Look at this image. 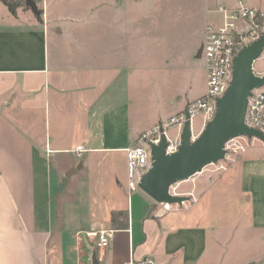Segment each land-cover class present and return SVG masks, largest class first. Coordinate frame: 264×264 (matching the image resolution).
I'll use <instances>...</instances> for the list:
<instances>
[{"label":"crops","instance_id":"1","mask_svg":"<svg viewBox=\"0 0 264 264\" xmlns=\"http://www.w3.org/2000/svg\"><path fill=\"white\" fill-rule=\"evenodd\" d=\"M248 1L264 8L257 0ZM218 2L234 6L237 0ZM70 4L82 12L51 17L50 3L42 0L43 15L28 5L14 15L0 0V264H144L146 258L207 264L216 251L209 240L213 233L219 239L222 230L192 216L209 190L205 178L192 189L199 192L196 204L168 213L155 210L156 202L147 194L131 199L133 192L116 176L104 190L109 205L96 217L90 206L83 216L81 201L90 196L79 194L81 183L77 194L75 187V176L94 169L97 155L108 154L110 165L111 154L125 155L142 132L205 94L207 80L201 94L169 95L151 78L157 90L151 95L155 117L142 124L132 116L142 98L131 100L130 86H139L145 70L163 72L175 58L169 42L176 32V6L152 0ZM183 6L187 10L178 15L195 54L204 43L209 16L207 8L200 12L194 2ZM168 107L173 108L166 111ZM252 148L235 163L243 167L242 191L250 193L252 227L263 231L260 255L264 153ZM113 211L128 212L126 228L113 227ZM101 227L113 229V235L94 260L90 243L97 237L88 232Z\"/></svg>","mask_w":264,"mask_h":264},{"label":"rangeland","instance_id":"2","mask_svg":"<svg viewBox=\"0 0 264 264\" xmlns=\"http://www.w3.org/2000/svg\"><path fill=\"white\" fill-rule=\"evenodd\" d=\"M40 9V3L42 0H35ZM50 3V9L52 11L51 17L58 16H72L76 13L82 12V10H73L71 8V0H47ZM153 2H163L169 1L170 4L176 6L175 10L177 13V23L176 32L173 37L170 38L169 51L173 53L175 58L170 66L163 70V72H144V80L138 83L139 86L135 87L133 85L129 88V98L131 100H140V109L132 107V116L134 121L141 120L142 124H148L155 117V103H152L151 95L153 81L154 84L159 85V91L165 94L173 95L181 94L186 95V93L191 94V92L196 93V95L201 94L206 85L207 80V68L206 62L203 57H196L197 52L194 54V47H191L190 39L185 34V29L182 24V20L179 19V13L182 12L183 2H194L200 12H203L207 8L209 21L215 18L214 13L209 10L212 8L216 2L212 0H152ZM257 5L264 7V0H257ZM43 15V14H42ZM219 17V15H216ZM179 20V22H178ZM53 25V24H51ZM199 37L202 36V31L199 32ZM205 37H203L204 42ZM52 41V39H51ZM261 61H257L256 65L260 66ZM142 76V73L140 74ZM149 78V79H148ZM138 88V89H137ZM143 92V93H139ZM141 96V97H139ZM135 101V102H136ZM173 107L166 108V111L172 110ZM203 118L200 116L194 121L193 136H198L206 124L203 122ZM203 122V123H201ZM176 133H172L174 136ZM180 145V141L176 142L175 145ZM252 150L255 153H264L263 147H254ZM251 152V151H250ZM249 152V153H250ZM127 154H111L110 165L108 154H100L96 156L95 167L92 170H84L78 173L76 178L75 187L78 193V183L81 185L79 189V194L85 193L86 196L89 195L90 199H84L81 201V211H83V216L89 215L88 209L91 206L93 216L101 214V209H105L109 205L106 199L104 190L108 188L109 181H113L116 176L120 178L123 185L126 184V168H127ZM126 158V160H125ZM216 164H221L216 162L215 164H208L201 172L195 174L187 180L180 181L174 184L171 188L173 194H178L182 196H187L188 199L183 203L170 204L169 207L161 203H155V210H162L165 213L168 212H182L185 209L191 208L197 203L194 197L198 198V189L194 192V184L199 183L201 179L205 178L207 180L208 191L204 194L203 200L201 201L198 211L194 210L192 216L197 217V220L201 219L203 223H209L215 228L222 230L220 233L221 237L215 239V233L212 234L209 240V246L215 248V252L212 257L209 258L207 264H250L255 262L264 263V254H260L261 250L257 247H262L260 245L262 241L263 231L262 229H254L252 227V219L250 212L252 210L251 203L247 197L250 193L243 192L241 187V179L243 168L240 163H233L230 160L223 162L227 166V170L218 169ZM69 178V176H67ZM85 180V181H84ZM90 182L89 188L87 186V181ZM84 181V182H83ZM72 185V182H68ZM198 185V184H197ZM74 187V185H73ZM83 191V192H82ZM192 192V193H191ZM194 193V194H193ZM75 194V195H76ZM84 194V195H85ZM112 192L110 193V195ZM123 194L124 202L129 204L128 191L124 189ZM140 194L145 196V193L140 189L133 191L131 199L133 196ZM192 194V195H191ZM245 195V197L243 196ZM104 197V198H103ZM79 201V200H78ZM77 201V203H78ZM199 210L201 212H199ZM202 214V217H199ZM181 222H183V213L178 214ZM97 240V239H96ZM252 244H255L256 248H249ZM92 250L98 252V247L96 242L90 243ZM239 254V255H237Z\"/></svg>","mask_w":264,"mask_h":264},{"label":"built area","instance_id":"3","mask_svg":"<svg viewBox=\"0 0 264 264\" xmlns=\"http://www.w3.org/2000/svg\"><path fill=\"white\" fill-rule=\"evenodd\" d=\"M212 1L216 3L209 10L214 13L215 18L206 26L202 52L207 68V90L201 97L191 100L181 112L142 132L136 142L125 149L129 192L140 190L139 183L152 166V144H159L165 136L169 142L167 151L174 152L179 146L175 143L181 142V134L188 120L191 121L193 130L196 118L201 116L206 124L214 117L217 101L226 93L233 79L234 63L238 53L264 34V8L253 6L248 0H237L234 6L222 4L218 0ZM217 14L219 17L216 16ZM257 61L262 62L260 66L256 65ZM253 70L256 75L264 77V49L254 62ZM245 123L264 135V84L252 89ZM172 133L176 134L172 136ZM255 146L264 147V138L248 135L231 138L226 143L225 157L218 161L221 164H216L218 169L227 170L228 167L223 162L230 160L234 163ZM194 200L198 201V198L194 197ZM161 204L165 207L170 205ZM88 234L97 237L98 249L107 248L111 244L113 229L101 227ZM143 263L165 264L153 258H146Z\"/></svg>","mask_w":264,"mask_h":264},{"label":"water","instance_id":"4","mask_svg":"<svg viewBox=\"0 0 264 264\" xmlns=\"http://www.w3.org/2000/svg\"><path fill=\"white\" fill-rule=\"evenodd\" d=\"M26 4L37 14L41 11L35 0ZM264 49V34L245 46L234 63L233 79L226 93L217 101V111L198 136H193L191 121H187L177 150L168 152L169 142L165 136L159 144H152L153 163L139 183L140 189L156 203H183L187 196L171 193V187L201 172L208 164L222 160L226 143L239 135H264L245 123L246 109L252 89L264 84V77L253 70L254 62ZM203 44L197 52L201 58ZM93 259L97 260L94 251Z\"/></svg>","mask_w":264,"mask_h":264},{"label":"trees","instance_id":"5","mask_svg":"<svg viewBox=\"0 0 264 264\" xmlns=\"http://www.w3.org/2000/svg\"><path fill=\"white\" fill-rule=\"evenodd\" d=\"M8 7L9 10L15 15L17 9L21 6L27 7L26 0H2ZM29 7V6H28ZM42 14V11H41ZM113 227L115 228H126L128 226V212L125 211H113L111 217Z\"/></svg>","mask_w":264,"mask_h":264}]
</instances>
